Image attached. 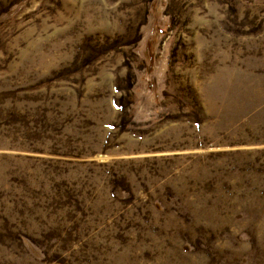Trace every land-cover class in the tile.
<instances>
[{"label": "rangeland", "instance_id": "1", "mask_svg": "<svg viewBox=\"0 0 264 264\" xmlns=\"http://www.w3.org/2000/svg\"><path fill=\"white\" fill-rule=\"evenodd\" d=\"M0 264H264V0H0Z\"/></svg>", "mask_w": 264, "mask_h": 264}]
</instances>
